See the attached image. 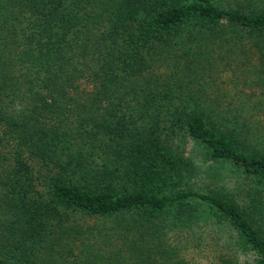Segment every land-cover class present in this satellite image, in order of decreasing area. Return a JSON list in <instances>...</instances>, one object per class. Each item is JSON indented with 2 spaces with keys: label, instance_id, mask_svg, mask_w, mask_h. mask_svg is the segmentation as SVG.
<instances>
[{
  "label": "trees",
  "instance_id": "trees-1",
  "mask_svg": "<svg viewBox=\"0 0 264 264\" xmlns=\"http://www.w3.org/2000/svg\"><path fill=\"white\" fill-rule=\"evenodd\" d=\"M250 75L264 0H0V264H264Z\"/></svg>",
  "mask_w": 264,
  "mask_h": 264
},
{
  "label": "rangeland",
  "instance_id": "rangeland-1",
  "mask_svg": "<svg viewBox=\"0 0 264 264\" xmlns=\"http://www.w3.org/2000/svg\"><path fill=\"white\" fill-rule=\"evenodd\" d=\"M255 81H256V77L253 75H250V92L252 90H254L255 94L256 93L257 94L264 93V81H256V82ZM186 148L188 151H191V144L190 143L186 144ZM191 153H193V152L191 151ZM191 155H193V154H191ZM199 159L200 158L198 156H195V161H198ZM198 163L200 165L201 161H199ZM202 164H203V162H202ZM208 165H209V163H205V164H203L202 168H204V167L207 168ZM208 172L209 173L210 172H218V173L221 172L222 174L219 173V176H218V178H222L220 180V184L224 183V186H226V187H230V188L233 187L235 174L230 172V170L227 167H224V166L221 167L219 165H216L214 167L210 166L208 169ZM200 174H203L202 176H204V172H202ZM206 177H207L206 179H208V176H206ZM208 181H209V179H208ZM213 186L216 187L214 182H213ZM200 189L207 190V188H205L203 186ZM173 232L174 231L168 232L167 236L170 234H173ZM223 233H225V235H223L224 236L223 241L217 242L213 238L212 231L210 233L208 232V229L205 231L204 235H206L207 241L211 242L210 243L211 246L209 248H206L207 250L204 251L205 252L204 255L201 253L199 254L198 259L196 260V263H194V264H253V261L255 258L254 254L250 251V253L246 252V254L243 253V255H239V254L235 255L234 251H235L236 245L233 244L232 238L228 237L229 232L226 230ZM226 237L228 238V241L225 243ZM185 255H187V253H185ZM219 255H221V257H219ZM188 258H190V257H188Z\"/></svg>",
  "mask_w": 264,
  "mask_h": 264
}]
</instances>
